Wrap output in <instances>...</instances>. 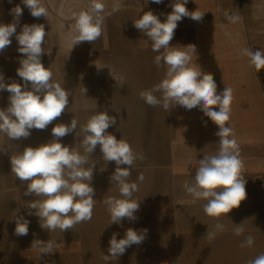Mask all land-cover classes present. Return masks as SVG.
Instances as JSON below:
<instances>
[{
    "label": "crops",
    "instance_id": "crops-1",
    "mask_svg": "<svg viewBox=\"0 0 264 264\" xmlns=\"http://www.w3.org/2000/svg\"><path fill=\"white\" fill-rule=\"evenodd\" d=\"M41 2L48 16L37 18L22 0H0V23H12L11 10L20 5L23 13L16 34L25 24L45 26L42 63L53 73V81L69 91V105L46 129H32L28 138L10 140L0 133V264H248L264 253V70L257 73L249 58L241 54L244 48L264 52V0H188L185 7L205 12L203 19L197 22L184 17L170 41V46L196 45L198 56L193 60L202 71L213 74L217 92L222 94L226 87L233 90L227 126L239 145L247 198L220 218L206 215L203 208L207 201L194 200L184 188L194 183L197 171V165L190 162L218 152V127L198 107L186 110L175 105L165 111L162 106L147 105L139 95L161 81L166 66L154 63L159 53L152 51L151 41L133 21L142 12L152 11L163 22L174 0L160 4L98 0L104 6L101 37L81 42L72 50L68 37L75 34L74 16L88 10L93 0ZM227 16L241 20L232 23ZM10 39V46L0 52V74L6 84L15 81L23 85L17 75L23 54L18 52L15 34ZM9 95L0 91V109L7 108ZM95 111L114 116L116 124L107 132L127 140L145 156L135 162L128 178L138 185L133 193V199L140 201L137 219L125 218L122 226H106L110 215L104 199L118 197L119 190L110 181L116 164L105 162L97 145L86 165L95 164L92 219L63 233L59 229L49 232L40 227L36 215H29L35 210L27 204L37 197L24 195L28 182L20 181L11 171V156L27 146L49 142L52 128L70 124L73 118L78 121L77 129L60 140L83 154L80 127ZM140 175L143 181L138 179ZM16 215L29 221L26 236L15 235ZM217 223H222L224 230L208 240L207 230H215ZM240 224L244 231L236 235L235 225ZM128 228L147 229L146 239L128 247L118 258L105 261L112 234L123 238ZM249 235L254 244L241 247ZM34 240L55 241V251L40 255L39 249L32 247Z\"/></svg>",
    "mask_w": 264,
    "mask_h": 264
},
{
    "label": "clouds",
    "instance_id": "clouds-1",
    "mask_svg": "<svg viewBox=\"0 0 264 264\" xmlns=\"http://www.w3.org/2000/svg\"><path fill=\"white\" fill-rule=\"evenodd\" d=\"M152 2L160 4L163 0ZM22 3L33 17L48 16L41 0H22ZM187 3L188 0H174L171 4L172 11L166 14L163 22L152 11L142 12V15L133 21L134 27L151 41L152 51L159 53L154 57V63L158 67L161 64L166 66L161 81L151 89L141 91L139 95L147 105L162 106L165 111L175 105L186 110L198 107L218 127V152L205 153L202 159L190 162L197 165V171L194 183L185 184L184 188L194 200L207 201L203 208L206 215L220 218L239 208L241 202L247 198V181L242 174L244 163L234 131L227 126L233 101L232 88H224L222 94L217 92L213 74L202 71L193 60L194 56L196 59L198 56L196 45L170 46L178 22L184 17L197 22L203 19L205 12L189 11L185 7ZM116 10L118 8L114 9ZM103 11V4L93 0L88 10L75 14V34L68 37L71 50L81 42H94L101 37ZM11 13L12 23H0V52L10 46V38L15 34L19 45L18 52L23 54L17 75L24 83L22 85L13 81L6 84L3 74H0V91L6 90L10 93L7 108L0 109V133H4L10 140H19L28 138L32 129H46L60 117L69 105L70 94L61 83L53 81V73L42 63L41 57L45 52L42 44L47 34L45 26L25 24L21 32L16 34L23 9L16 5ZM227 19L236 23L241 17L227 16ZM241 54L249 58L250 65L254 66L257 73L264 70V52L244 48ZM86 91L84 88V95ZM115 124L116 118L110 116L107 111H95L86 124L80 127L83 134V154L72 146L62 144L60 140L77 129L78 121L73 118L70 124H56L52 128L53 139L49 142L35 148L27 146L23 151L11 156V171L20 181L28 182L24 195L37 197L30 201L27 207L35 210L30 211L29 215L34 214L39 218L42 229L49 232L59 229L63 233L92 219L96 204L95 189L91 183L95 164L89 167L86 165L89 164L97 145L100 146L103 160L114 161L116 164L110 181L114 182L119 190L118 197L104 199L110 215L106 226H122L125 218L130 221L137 219L136 212L140 209V201L133 199V193L138 191V185L129 182L128 178L135 162L145 159V156L143 152H136L127 140H118L115 135L107 132V129ZM138 179L143 181L144 176L140 175ZM14 219L15 235L26 236L29 221L17 215ZM241 225H235L236 235L243 233ZM224 227L222 223H217L215 230H207L205 237L208 240L214 239ZM118 235L119 233L115 232L112 234L108 248L110 255H104L105 261L112 257L118 258L132 245L141 244L146 239L147 229L138 231L128 228L123 238L117 239ZM254 242V237L249 235L241 247H251ZM55 245L56 242L52 240H34L32 247H37L41 255L53 253ZM248 264H264V253L250 260Z\"/></svg>",
    "mask_w": 264,
    "mask_h": 264
}]
</instances>
